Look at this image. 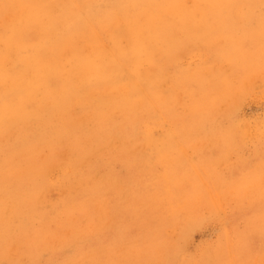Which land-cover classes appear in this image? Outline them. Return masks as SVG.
Instances as JSON below:
<instances>
[{"label": "rangeland", "instance_id": "374dc122", "mask_svg": "<svg viewBox=\"0 0 264 264\" xmlns=\"http://www.w3.org/2000/svg\"><path fill=\"white\" fill-rule=\"evenodd\" d=\"M131 1L0 0V264H264V0Z\"/></svg>", "mask_w": 264, "mask_h": 264}, {"label": "bare ground", "instance_id": "6f19581e", "mask_svg": "<svg viewBox=\"0 0 264 264\" xmlns=\"http://www.w3.org/2000/svg\"><path fill=\"white\" fill-rule=\"evenodd\" d=\"M138 1H139V0H132L130 6H134V7H136V6L138 5V4H137ZM159 1H160V0H159ZM41 3H42V2H41ZM142 3H144V2H141V4H142ZM189 4H190V3H189ZM43 9H44V8H43ZM129 9H130V8H129ZM131 10H132V9H131ZM22 11H23V10H22ZM55 13H56V12H55ZM110 16H111V15H110ZM119 21H120V20H119ZM23 30H24V29H23ZM191 38H192V37H191ZM100 41H101V40H100ZM131 42H132V41H131ZM134 43H135V42H134ZM214 47H215V46H214ZM7 66H8V65H7ZM263 74H264V73H263ZM23 82H24V81H23ZM15 83H16V82H15ZM145 84H146V83H145ZM145 84H143V85H145ZM143 85H142V86H143ZM136 86H137V85H136ZM138 86L140 87V85H138ZM139 87H138V88H139ZM3 88H4V87H3ZM143 88H144V87H143ZM139 90H141V89H139ZM26 91H27V90H26ZM141 92H142V91H141ZM146 92H147V91H146ZM113 94H114V93H113ZM143 94H145V93H143ZM147 96H148V95H147ZM145 98H147V97H145ZM149 100H151V99H149ZM28 101H29V100H28ZM149 102H150V101H149ZM30 103H31V102H30ZM150 103H151V102H150ZM152 105H153V103H152ZM24 108H25V106H24ZM30 109H32V108H30ZM154 112H155V111H154ZM212 113H213V112H212ZM147 117H148V116H147ZM28 123H29V122H28ZM89 126H90V125H89ZM30 127H31V126H30ZM10 132H11V131H10ZM197 132H198V131H197ZM248 132H249V130H248ZM7 136H8V135H7ZM248 136H249V135H248ZM41 144H42V143H41ZM38 145H39V144H38ZM152 145H153V144H152ZM108 148H109V147H108ZM46 149H47V148H46ZM52 151H53V150H52ZM42 152H43V151H42ZM42 152H41V153H42ZM50 154H51V153H50ZM36 156H37V155H36ZM36 156H35V157H36ZM85 156H86V155H85ZM41 157H42V156H41ZM49 159H50V158H49ZM69 159H70V158H69ZM69 159H68V161H69ZM34 160L36 161V159H34ZM52 160H53V159H52ZM32 161H33V160H32ZM44 161H46V160H44ZM47 162H48V160H47ZM64 162H66V161H64ZM52 163H53V162H52ZM66 163H67V162H66ZM66 163H64V164H66ZM71 163H73V162L71 161ZM78 163H79V162H78ZM32 164H34V163H32ZM61 165H62V164H61ZM70 165H71V164H70ZM70 165H68V166H70ZM79 165H80V164H79ZM36 166H37V165H36ZM53 166H54V164H53ZM56 166H57V165H56ZM33 167H34V165H33ZM57 167H58V166H57ZM76 167H77V166H76ZM76 167H75V168H76ZM68 169H69V168H68ZM67 172H68V171H67ZM46 176H47V175H46ZM36 177H37V176H36ZM191 205H192V204H191ZM250 227H251V226H250ZM180 249H181V248H180ZM174 253H175V252H174ZM174 257H175V256H174Z\"/></svg>", "mask_w": 264, "mask_h": 264}, {"label": "snow or ice", "instance_id": "6c2138e0", "mask_svg": "<svg viewBox=\"0 0 264 264\" xmlns=\"http://www.w3.org/2000/svg\"><path fill=\"white\" fill-rule=\"evenodd\" d=\"M0 7H4V8L6 9V8H8V7H9V5H8V4H6V3H5V4H0Z\"/></svg>", "mask_w": 264, "mask_h": 264}]
</instances>
